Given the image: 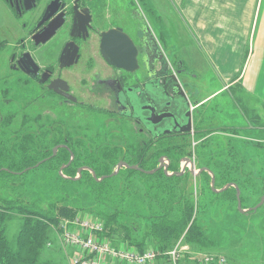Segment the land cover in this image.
Returning a JSON list of instances; mask_svg holds the SVG:
<instances>
[{
  "label": "flooded vegetation",
  "instance_id": "1",
  "mask_svg": "<svg viewBox=\"0 0 264 264\" xmlns=\"http://www.w3.org/2000/svg\"><path fill=\"white\" fill-rule=\"evenodd\" d=\"M3 1L11 19L18 23L20 36L0 42V47H4L3 53L0 52V77L6 73V77L0 78V133L2 127H6L0 135V175L21 177L42 164H47L50 169L57 160L60 161L57 174L61 179L72 180L65 176V171L72 165L77 169V175L81 168L91 169V165L85 164L88 161L75 166L79 164L77 159H89L96 153L91 149V155L83 153L78 158L76 148L82 146L76 145L74 140L89 139V132L81 133L82 129L78 128L79 122L84 123V117L80 120L78 112H69L78 109L99 117L106 116L109 124L118 126L101 139L104 146H100L102 151H97L105 157L118 158L116 166L124 160L128 163L130 159L127 154L131 140L127 126L133 131L131 142L139 144L137 159L144 157L145 145L151 144L155 148L168 139H183V148H187V140L199 133L196 129L199 110H192V130L178 132L188 128L186 121L190 108L198 103L200 91L199 86L187 85L184 79L197 80L166 53L141 7H130L129 0ZM114 31L127 34L134 42L138 51L135 72L110 63L104 55V36ZM107 52L112 61H121L124 57V49L117 39L111 41ZM55 109L71 113L73 122H69L66 114L59 119L73 126L68 129L62 125L68 132L62 131L56 138L57 144L50 146L48 134L52 135L56 130L51 125V132H48V120L49 113H55ZM39 110L45 117L43 136L29 135L33 132L30 130L24 136L18 132L20 127L12 128L11 122L19 115L29 116L33 111L39 116L36 113ZM162 115L169 117L153 124ZM8 132L15 135L7 136ZM166 132L169 134L164 135ZM83 148L87 150L89 146ZM16 158L29 159L30 166L18 171L25 163L17 165ZM187 158H191L188 153L181 157L180 169ZM65 159L69 161L65 163ZM176 162L177 158L173 163H165L172 167ZM190 171L187 166L186 172L191 174ZM84 172L90 173L89 170ZM169 172L172 173L170 168Z\"/></svg>",
  "mask_w": 264,
  "mask_h": 264
},
{
  "label": "rangeland",
  "instance_id": "2",
  "mask_svg": "<svg viewBox=\"0 0 264 264\" xmlns=\"http://www.w3.org/2000/svg\"><path fill=\"white\" fill-rule=\"evenodd\" d=\"M157 1L159 3V0H129V5L130 7H141L148 24L155 32L156 36L158 38L161 36L166 38L164 39V46L162 47H165L166 51H168L169 45L167 40L175 45L180 39H189L187 33L185 37L182 38L179 31V23L177 18L179 16L180 9L182 10V4L179 5L180 9L178 7L177 11L172 13L168 8L167 3H164L163 10L159 11L157 8ZM181 1L184 4L185 0ZM7 11L8 8L5 6V2L0 0V42H8L9 40L6 39L18 38L20 36L18 23L11 19ZM159 19H163L164 21L161 22ZM190 39L192 38L190 37ZM2 48L4 47H0L1 54L3 53ZM195 50L197 49L195 48ZM239 59L242 61L243 54H240ZM239 59L237 65L241 64ZM2 75L3 76L0 78L3 79L6 77V73ZM208 77L209 75L207 74L204 77V80L208 81ZM212 86L213 85L211 84V86L206 89L205 94L200 95V97H208L214 93ZM226 94L227 93H225L224 96L219 97L218 100L210 102L208 105L205 103L202 104L201 102L198 103L202 108V113H199L196 127V129L199 130V133L197 132L195 136L187 140V148H183L185 145L183 144V139H168L160 144V150H163L167 156H170L173 159L177 158V152L181 155L183 153L184 155L185 153H188V155H190L196 164V171L201 170L203 167H212L217 172L218 169L221 168L222 172L224 173L225 169H229V167L223 168V164L215 165L213 159L224 156L226 150L225 142L231 141L234 146V150L242 152L241 158L238 159L240 170L238 169L237 171L235 167L234 169L230 168L231 174L223 175L237 178V184L240 185L241 192L243 194L242 198L245 205L244 209H249L255 207L260 201L261 197L264 195V150H259L254 147L255 144H258V142H260L259 145L264 146V130L259 131L255 129L254 133L250 131V134L247 131L239 135L235 134L231 128L226 129L229 126H233L236 119L235 116H233L235 119L232 117L234 107L226 103ZM80 110L81 109L69 111L71 113L74 112L75 114L79 113L81 115L80 120H83L82 117H84V123L79 122L78 128L80 130L82 129V131H80L81 133L89 132V136L87 134L89 138L88 141L82 140L84 142L83 143L82 141L78 142V140H74L76 145L82 146V148H76L78 158L80 154L83 153H85L86 156L91 155L89 152L91 149L96 153H94L93 156H89V159H77V163L80 162L82 165H84L83 160H87V165L95 167L99 165L98 162L103 161L102 163L105 164L107 159H104L103 156L97 157L95 154L101 155L100 153H97V151H102L100 146H104V144H101V139L107 137L109 130L118 126H112L109 124V120L106 116L99 117L93 112L86 113ZM56 111L55 113H49L48 132H51V125H54V129L56 130L52 135L50 133L48 134V143L50 146L57 144L56 138H59L62 131H64L65 134L68 132L63 128V126L67 127L68 129L73 126H70L67 121L63 122L62 119H59L61 116H63L62 114H66L67 111H64V113L62 111ZM36 113H38L39 116L33 111L31 114H29V116L24 114L19 115L11 122L13 126L12 128H15L14 126H16L19 129L20 127V131L18 132L24 136L28 135L29 132L27 131L29 130L33 131L29 133V135L35 134L38 136H43L42 134H45V130L42 127H44L45 124V117L41 110L37 111ZM71 113L66 114V116H68L70 119V123L72 121ZM228 113L230 115H227ZM63 118H65V115ZM239 120L246 124L245 120L243 121L242 118H239L238 121ZM258 124L264 125V120H261V122ZM2 128L3 129H1L0 135L4 134L3 131L6 127ZM243 128L247 129L248 124H246ZM127 131L129 135V141H132L133 131L131 127L127 126ZM18 132H16L17 135ZM6 135L14 136L15 134H9L8 132ZM130 144L131 149L134 147L137 149L139 145L135 142H131ZM169 145L174 147V149L169 148ZM83 146H89V149L86 150L83 148ZM18 147L17 157L20 156L21 151L20 146ZM169 153L171 155H169ZM35 160L36 159H34V161ZM29 161L30 160L27 158L20 160L17 159V165L20 163H25V165L22 168L20 167V170L18 169V171L24 169L25 166L29 164ZM118 161L119 160H109V163L106 164V166L109 168L107 171L108 173L111 174V172L116 170V164ZM56 162L57 163H54L50 169L48 168L47 164H42L40 168L32 170L21 177L0 175V229H2V232L5 233V236L7 237L10 245H12V248H16L18 246V237L27 223L28 216L22 211L23 209L19 207L20 205L39 206V209L45 211H51L53 204L59 205L60 207L70 203L75 207H84L86 209L92 206L89 208V210L87 209L86 211H79L86 213V216L87 213L104 214L105 212L109 211L108 209H103L102 205L96 206V208H94L95 205L92 202L93 200H91L93 197V195L90 194L91 192L88 194V197L84 198L83 196H80V194L76 196H70L71 194L77 193V191L67 190L64 187H61L60 184L62 182L58 184L59 179L56 174L59 170V162ZM184 165L182 164L181 168ZM125 172L126 169L121 170L118 175L114 177V181L110 185L105 186V188H103L104 190L100 191L105 194L107 199H110L112 192L116 193V191L121 190V188L124 187V178L126 177L125 175H127ZM187 175L190 176L189 181L187 182V191L190 192L191 199H194L192 201H194L196 205H198V203L201 205L202 202L206 203V205L204 204L205 207L203 211L197 210L195 212V217L199 225L202 227V232L206 234L209 240L206 241V243H204L202 246H192L187 243L185 234H183L181 238L179 237L180 239L175 240V244L172 246V248L170 247L169 250L174 249L177 246H189L190 249H192L191 251L198 255H205L209 257L217 256L218 258L224 259L228 264H264V207L260 208L254 214H242L241 216L240 213L237 212V203H235L233 199H225L222 201L212 199V197L209 195L207 189L208 185L204 178H200L201 176H192L191 174ZM131 178H133L131 179V182L133 183L134 187L139 186L141 187L140 189H143L144 186L147 185V183H143L146 182V180L140 181V179L135 175ZM222 186L223 185H220L216 188L220 190L222 188L219 187ZM85 190L86 193L89 192V189ZM202 191L203 194L201 195ZM68 194L70 197L67 196ZM126 200L129 202L131 198H126ZM109 202L112 204L113 201H107L105 205L110 204ZM197 208L198 206L196 209ZM93 209L97 210L94 211ZM127 215L128 214H125V212L118 213V216L121 219H124V217ZM206 216L211 217L210 222H203ZM33 217L34 220L37 218L36 216ZM140 224V226L136 225V227L140 228L139 236L144 237L145 233L147 232V227L145 223L140 222ZM113 227L119 228L116 226V224H114ZM48 233L50 235V238H48L49 240L46 239L44 242L40 240L38 243L30 245L26 249L24 262H27V259L32 256L29 260V263L70 264V259L68 257L69 252H66L65 250L63 251L61 247V240L57 231V225H52L49 228ZM147 235L149 236L150 234L147 232ZM124 248L128 249L130 247L124 245ZM195 249L196 251H194Z\"/></svg>",
  "mask_w": 264,
  "mask_h": 264
},
{
  "label": "trees",
  "instance_id": "3",
  "mask_svg": "<svg viewBox=\"0 0 264 264\" xmlns=\"http://www.w3.org/2000/svg\"><path fill=\"white\" fill-rule=\"evenodd\" d=\"M130 143L131 142L128 144L129 148L127 154L130 158L128 159L129 164L138 165L144 170L151 171L158 167L159 160L162 157L168 158L173 163V158L167 156L163 150H160L161 145L155 148H153L151 144L145 145L144 157L142 159H137V149L136 147L131 149ZM170 145L169 148L174 149V147H171ZM225 146L226 150L224 156L213 159V161L215 165L223 164V168L229 167V169H225V172L223 173L221 168L218 169L217 172L212 167H203L210 169L214 173L216 187L223 185L219 188H224L226 185L231 183L237 184L238 182L237 178H234L233 176H224L223 174H231L230 168L234 169V167L238 171V159L241 158L242 152L235 151L231 141L225 142ZM254 147L259 150H264V146L259 145V143L255 144ZM169 155L171 154L169 153ZM100 156H103V154ZM183 156L184 153L181 155L177 152V162L173 164L174 166L170 167L171 172L180 171L179 161ZM103 158L107 159L105 164L102 163L103 161L98 162L99 165L97 167L92 166L91 168L96 173L98 178L111 175L113 172H111V174L107 172L109 168L106 166V164L109 163V160H118V158H108L105 156H103ZM57 161L60 165V161ZM64 161L67 163L69 159H65ZM83 161L85 163L87 160ZM32 162H35L34 159ZM81 165L82 164L79 162V165L75 166L78 167ZM18 169L20 170V168ZM125 173H127V175H125ZM125 173L124 175L126 177L124 178V187L121 188V190L116 191V193L112 192L110 199H107L105 194L100 191L104 190L103 188H105V186L110 185L114 181V177L99 183L95 181L93 175L89 172H84L82 177L76 181L61 179V177L57 174L56 176L59 179V182L57 181L58 184L60 182L63 183V185L60 184L62 187L66 188L67 190L77 191V193L71 194L70 196H76L80 194V196H83L84 198L88 197V194L91 192L90 194L93 195L91 200H93L92 202L95 205L94 208H96V206L102 205L103 209L109 210L108 212L104 213L105 215L103 213L90 214L94 215L97 220H100L103 223L106 237L111 239L116 246L125 245L130 248L135 247L139 251H144L149 247L166 251L170 247L172 248V246L175 244V240L180 239L183 234H185L187 243L192 246H202L204 243H206V241L209 240L206 234L202 232V227L199 225L195 217V212L197 210L203 211L206 203L202 202L201 205L200 203L196 205L195 202L192 201L194 199H191L190 192L187 191V182L189 181L190 177L187 174L190 173H186L181 177H167L163 171H159L152 176L131 170H126ZM76 175L77 169L73 168V165L65 171V176L67 177L76 178ZM134 175L137 176L140 181L146 180V182L143 183H147V185H145L143 189H140L141 187L139 186L134 187L133 183L131 182V179H133L131 177ZM200 176V178H204L206 181L208 185L207 189L212 199L221 201L225 199H233L235 203H237V212L240 213L238 210L235 188H230L223 193L216 194L211 189V176L206 172H203ZM237 185L241 190L240 185ZM85 189H89V192L86 193ZM202 194L203 191L201 192V195ZM242 195L243 194L241 192V201L244 208L245 205ZM67 196H69V194ZM126 198H131V200L128 202ZM105 201L113 202L112 204L109 202L110 204L105 205ZM52 206L53 208L51 211H45L39 209V206L33 205L19 206L28 216L27 223L18 237V246L16 248H12V245H10L5 233H3L2 229H0V264H34L29 263V260L32 256L27 259V262H24L26 249L30 245L36 244L40 240L42 242H44L46 239L49 240L48 238H50V235L48 230L52 225L59 226L60 220L74 219L78 214L84 213L79 211H86L92 207L90 206L87 209L84 207L80 208L75 207L70 203L60 207L56 204H53ZM197 206L198 208L196 209ZM93 210L96 211L97 209ZM120 212H125V214L128 215L124 217V219H121L118 216V213ZM240 215L242 216L241 213ZM33 216H36L37 218L34 220ZM210 221L211 217L206 216L203 222ZM140 222L146 224L147 232L150 234L149 236L147 235V232L145 233L144 237L139 236L140 228L136 227V225L140 226ZM113 223L116 224V226H118L120 229L114 228ZM116 242L119 245H117ZM194 251H196V249Z\"/></svg>",
  "mask_w": 264,
  "mask_h": 264
},
{
  "label": "crops",
  "instance_id": "4",
  "mask_svg": "<svg viewBox=\"0 0 264 264\" xmlns=\"http://www.w3.org/2000/svg\"><path fill=\"white\" fill-rule=\"evenodd\" d=\"M164 3L172 13L182 4L177 18L179 31L182 38L187 33L189 39H180L175 45L167 40L166 53L197 80L184 79V83L199 86L198 103L208 105L227 93L226 103L234 107L232 117L236 119L233 117L235 123L226 129L239 135L264 130V125L258 124L264 120V0H185L184 4L181 0H159V11ZM164 39L158 38L161 46ZM238 59L241 64L237 65ZM207 74L209 80L205 81ZM211 84L214 93L201 98ZM198 103L192 104L193 110L202 113ZM239 118L248 124L247 129Z\"/></svg>",
  "mask_w": 264,
  "mask_h": 264
},
{
  "label": "built area",
  "instance_id": "5",
  "mask_svg": "<svg viewBox=\"0 0 264 264\" xmlns=\"http://www.w3.org/2000/svg\"><path fill=\"white\" fill-rule=\"evenodd\" d=\"M57 231L70 264H228L217 256L198 255L189 246L166 251L116 246L106 237L103 223L90 214L61 220Z\"/></svg>",
  "mask_w": 264,
  "mask_h": 264
},
{
  "label": "water",
  "instance_id": "6",
  "mask_svg": "<svg viewBox=\"0 0 264 264\" xmlns=\"http://www.w3.org/2000/svg\"><path fill=\"white\" fill-rule=\"evenodd\" d=\"M57 27L58 26H55L54 29H57ZM51 30H53V29H51ZM50 35H52V34H50ZM115 39L119 40L120 45L124 49V57L120 58L121 61H118V60L117 61H112L110 59V57H109L108 52H107V49H109V46L111 44V41L115 40ZM103 52H104V55L106 56L107 60L110 63H113V64L117 65L118 67L124 68V70H126L128 72H135L138 69V61H137L138 51H137V48L135 47L134 42L132 41V39L125 33H124V35L123 34L120 35V34H118L117 32L114 31V32H109L108 34H105L104 41H103ZM178 87L181 88L180 86H178ZM178 87H176V88H178ZM182 93L184 94L183 91H182ZM178 104L179 103H177V105ZM189 105H190V103H189ZM192 113H193L192 110H190V114L188 115V118H187V121H186L187 122L186 125H187L188 128L187 129L182 128L178 132H190L192 130ZM189 116H190V119H189ZM168 117H169V115H162V116L159 117L160 119L157 118L153 122V124L161 123L163 121V119H167ZM179 125H180V123L177 122V126H179ZM168 134H169V132L164 133V135H168ZM56 151H57V149H55V152ZM166 161L170 163L169 159L160 158L159 166L156 169L151 170V171L144 170V169L140 168L138 165H130L129 163L124 161V162L120 163L117 166L116 170L111 175L103 176L101 178H98V176L96 175V173L92 169H90V168H81V169L78 170V175L79 176L77 178H70V179L76 181V180H78L79 178L82 177V173H83L84 170H89L90 173H92L93 178L95 179V181L100 183V182L105 181L106 179H110V178L116 177L118 175L119 171L123 167H124V169L131 170V171H137V172L143 173L145 175H149V176H152V175L156 174L159 171H163L164 174L167 177H173V176H180L181 177V176H183L184 174L187 173L186 172V167L190 166V168H191L190 172H191V174L193 176H200L203 172H206V173H208L211 176V189L216 194L223 193V192H225L226 190H228L230 188H235L236 189L237 202H238V210H239V212L241 214L247 215V214H250V213H255L260 208H262L264 206V196H262L260 202L255 207L249 208V209H244L243 206H242V201H241V190H240V188H239V186L237 184L231 183V184L226 185L224 188H222L220 190L216 189V179H215L214 173L208 168H204V169H201L199 171H196V169H195L196 164L194 163L192 158H187V159L184 160L186 163H185V165L183 166V168H182V170L180 172H172V173L169 172L170 166H169V164L165 163ZM68 165L63 167L61 169V172L66 167H68ZM61 175H62V173H61Z\"/></svg>",
  "mask_w": 264,
  "mask_h": 264
},
{
  "label": "bare ground",
  "instance_id": "7",
  "mask_svg": "<svg viewBox=\"0 0 264 264\" xmlns=\"http://www.w3.org/2000/svg\"><path fill=\"white\" fill-rule=\"evenodd\" d=\"M55 47V46H54Z\"/></svg>",
  "mask_w": 264,
  "mask_h": 264
}]
</instances>
